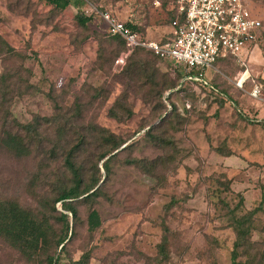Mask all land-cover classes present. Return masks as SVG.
<instances>
[{"label": "rangeland", "instance_id": "1", "mask_svg": "<svg viewBox=\"0 0 264 264\" xmlns=\"http://www.w3.org/2000/svg\"><path fill=\"white\" fill-rule=\"evenodd\" d=\"M249 8L264 21V0H249ZM169 9V0H73L65 9L0 0V140L21 134L30 149L16 155L0 141V200L44 215L48 227L46 249L31 261L0 236V264H47L56 254V264H74L84 253L80 264H230V217L259 205L250 253H264V101L248 94L264 75V39L243 54V89L235 87L238 60H217V70L207 71L225 98L181 83V67L148 51L114 66L122 45L104 34L100 13L164 41ZM81 12L91 17L85 25ZM27 123L32 135L23 130ZM99 128L125 140L108 174L102 161L95 172ZM81 136L88 141L78 158L84 178L103 182L96 200L78 202L80 220L59 249L65 228L56 218L61 204L53 211L52 200L68 184L64 158ZM90 208L102 221L93 232ZM163 235L166 257L158 250Z\"/></svg>", "mask_w": 264, "mask_h": 264}, {"label": "trees", "instance_id": "2", "mask_svg": "<svg viewBox=\"0 0 264 264\" xmlns=\"http://www.w3.org/2000/svg\"><path fill=\"white\" fill-rule=\"evenodd\" d=\"M73 0H45L46 3L51 5L56 9H65L67 6L71 4ZM255 12V11H253ZM170 13V22L175 17V11L173 8L169 9ZM256 13V12H255ZM91 19L90 15H86L84 13H79L77 16V20L80 24L85 25ZM103 21V19H102ZM104 22V21H103ZM169 22V23H170ZM105 23V22H104ZM129 28L133 31L140 34L141 37L146 38L141 32L138 31L137 27L131 23L124 22ZM106 25V24H105ZM105 35L112 39L119 41L122 45L119 53L114 57L115 58L125 49V42L120 36H113L109 34V30L105 29ZM261 39H264V21L263 28H261L260 35L258 37L257 42ZM165 41V40H164ZM0 42H2V38L0 37ZM148 51L150 54L159 58L155 54H153L150 50H147L143 47L135 48L126 59V62L119 66V68H123L130 56L136 51ZM234 59L233 57H228L226 59ZM160 59V58H159ZM113 60V63H114ZM225 60V59H222ZM114 66L115 63H114ZM242 67V71L244 70L246 65L240 64ZM177 67H181L183 70V74L181 76V83L185 84H193L197 85V87H202L207 89L209 92L214 94H220L223 98L226 96L221 93V91L213 85V83H204L203 81H191L186 79L187 76L197 75V71L193 68L189 69L187 67H183L181 65H177ZM239 74V76H240ZM239 78V77H238ZM261 81L264 83V79L261 78ZM237 87V86H235ZM238 88V87H237ZM240 89V88H238ZM264 94V92H263ZM251 97V96H250ZM94 130H97L96 126H93ZM24 132L33 133L36 132V129L33 128V124L27 123L23 125ZM98 134L100 136V152L96 158L95 163V172H99L98 162L102 161V165L106 173L110 172L109 162L111 158H113L116 153L119 151L118 149L125 143V140L118 137L114 133L107 131L106 129L99 128ZM4 147L8 150L14 152L16 155H27L30 153V149L25 144V137L21 134H12L7 133L3 139L0 140ZM38 143V142H37ZM88 144L87 138L81 136L77 142L69 149L65 158L64 164L69 172L70 176L67 183H62L59 185L57 189V194L52 200V210L56 211L55 204L60 203L62 210L58 212L56 216L57 220L63 224L65 228V233L62 236H58L56 238L55 247H58L62 244L60 249H63L64 244L69 236L73 234V230L71 227L72 223L79 221V212L77 209L78 202H89V200H96V197L100 194V187L102 186L103 180L100 177L91 174L89 180L86 181L84 178V169L82 165L78 162L80 153H83L85 150V146ZM123 148V147H122ZM243 196H239V205L241 204ZM238 204L235 205V208H238ZM260 205L254 209H251L241 215H236L234 213L230 217L229 224L233 228L236 233L235 240L233 242V248L230 252V264H264V253L256 252L251 255L250 250L255 249L254 243L250 239V234L252 232L253 227V219L252 216L260 209ZM232 211V209H230ZM58 211V210H57ZM44 215L42 218L35 216L31 211L26 210L19 206V204L15 201H3L0 200V236L5 238L14 248H16L19 253L28 261L36 259V256L40 253V250L45 251L44 241L41 243V240H47L46 238V230H47V221ZM87 229L89 232L95 231L98 227L101 226V216L99 212L95 208H90L87 217H86ZM167 227V226H166ZM167 229V228H166ZM165 230V227H164ZM167 238L165 235L162 236L161 241L158 244L159 253L166 257L167 255ZM247 254V258L245 261H240L238 258L240 255ZM258 257V258H257ZM47 264H52L53 255L47 256ZM256 260V261H255ZM82 262H87V255L81 256V258L74 262V264H80ZM255 262V263H254Z\"/></svg>", "mask_w": 264, "mask_h": 264}, {"label": "built area", "instance_id": "3", "mask_svg": "<svg viewBox=\"0 0 264 264\" xmlns=\"http://www.w3.org/2000/svg\"><path fill=\"white\" fill-rule=\"evenodd\" d=\"M175 17L170 22V35L165 41L143 38L123 21L109 12L100 13L109 34L120 36L125 49L115 58L116 66H122L129 54L137 47L150 50L163 60H170L197 71V75L186 79L210 83L207 71L216 69L217 60L233 57L245 65L246 54L257 43L262 19L249 8V0H169ZM249 77L245 67L236 81L243 89ZM264 79V75L261 76ZM264 83H253L248 94L264 101Z\"/></svg>", "mask_w": 264, "mask_h": 264}, {"label": "water", "instance_id": "4", "mask_svg": "<svg viewBox=\"0 0 264 264\" xmlns=\"http://www.w3.org/2000/svg\"><path fill=\"white\" fill-rule=\"evenodd\" d=\"M62 244L59 246V249L61 248ZM57 254L53 257L52 264H56Z\"/></svg>", "mask_w": 264, "mask_h": 264}, {"label": "crops", "instance_id": "5", "mask_svg": "<svg viewBox=\"0 0 264 264\" xmlns=\"http://www.w3.org/2000/svg\"><path fill=\"white\" fill-rule=\"evenodd\" d=\"M208 73V72H207Z\"/></svg>", "mask_w": 264, "mask_h": 264}]
</instances>
